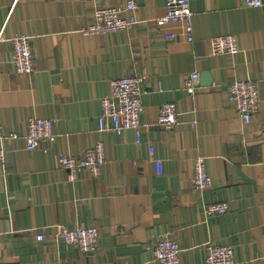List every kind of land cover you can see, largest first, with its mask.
<instances>
[{"label":"crops","instance_id":"1","mask_svg":"<svg viewBox=\"0 0 264 264\" xmlns=\"http://www.w3.org/2000/svg\"><path fill=\"white\" fill-rule=\"evenodd\" d=\"M135 1L126 16L139 23L86 34L94 23L90 0H0V147L7 152L0 160V264H160L153 250L165 235L181 247L176 264H207L211 241L233 246V264H264V4L190 0L189 42L182 22H155L167 0ZM16 34L33 36L30 77L14 71ZM225 34L238 38L241 51L214 56L210 39ZM193 71L201 74L195 95L186 90ZM126 75L145 77L147 125L100 133L101 98L113 78ZM247 77L258 81L261 97L250 123L228 93L232 81ZM167 101L181 113L172 130L159 124ZM35 116L53 119L59 137L30 150L25 135ZM99 139L102 173L82 169L70 178L60 154H81ZM198 156L213 177L205 190L193 182ZM217 202H228L229 211L209 216L207 207ZM91 225L100 232L95 253L54 235L60 227Z\"/></svg>","mask_w":264,"mask_h":264},{"label":"built area","instance_id":"2","mask_svg":"<svg viewBox=\"0 0 264 264\" xmlns=\"http://www.w3.org/2000/svg\"><path fill=\"white\" fill-rule=\"evenodd\" d=\"M94 2V23L83 28L86 34H107L126 30L139 23L134 18H128V11L137 9V2L129 0L125 6L109 5L99 0ZM247 5L262 6L264 0H244ZM193 11L190 0H167V12L165 16L157 18L155 22L164 26L170 22H182L184 33L189 42L194 41ZM171 34L168 38H172ZM33 36L30 34H16L10 41L14 52V71L19 76H31L36 71L35 56L32 48ZM212 54L214 56L235 55L241 51L238 38L232 34L213 36L210 39ZM201 74L193 71L186 76V90L195 95L200 84ZM144 80L142 75L118 76L111 80V93L101 98L102 111L99 116V132H111L121 135L129 128L138 131L147 124L142 123V114L145 111ZM229 99L237 107L245 123H250L254 114L259 110L261 97L259 83L252 77L236 79L229 84ZM180 112L173 101L161 104L159 112V124L166 130H172L180 123ZM3 130L0 125V138ZM10 138L17 139L20 135L11 132ZM59 134L55 131L53 119L44 116L30 117L27 122L25 135L26 147L30 150L37 149L44 141L55 142ZM7 157V152L0 147V160ZM59 163L69 172L70 178H76L78 173L85 169L92 175L102 173L106 164L105 143L99 139L94 145L85 148L81 154L62 153ZM193 182L199 189L205 190L213 185V177L207 170L206 160L198 156L194 163ZM228 202L209 204L207 214L222 215L229 211ZM55 237L71 246H75L84 253H95L100 237L99 228L95 225L77 226L69 229L58 228ZM39 240L44 235L38 236ZM207 264H233L234 248L230 243L211 241L205 245ZM181 247L179 242L169 235L163 236L153 250L154 260L160 264H176L180 259ZM116 264H129L128 261H118Z\"/></svg>","mask_w":264,"mask_h":264}]
</instances>
